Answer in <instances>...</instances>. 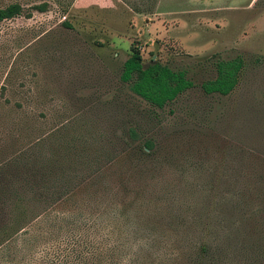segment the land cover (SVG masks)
Here are the masks:
<instances>
[{"label":"rangeland","instance_id":"374dc122","mask_svg":"<svg viewBox=\"0 0 264 264\" xmlns=\"http://www.w3.org/2000/svg\"><path fill=\"white\" fill-rule=\"evenodd\" d=\"M15 2L22 13L0 23V209L6 225L25 228L0 264H264V191H234L238 177L264 181V0L0 7ZM133 45L145 65L185 70L196 86L152 106L121 80ZM237 56L245 68L235 91L207 94L218 60ZM90 191L154 192L145 208H175L188 220L202 211L204 234L167 236L147 250L134 236L104 244L92 231L99 255L78 257L86 225L139 223L91 206ZM105 245L120 252L108 256Z\"/></svg>","mask_w":264,"mask_h":264},{"label":"trees","instance_id":"16d2710c","mask_svg":"<svg viewBox=\"0 0 264 264\" xmlns=\"http://www.w3.org/2000/svg\"><path fill=\"white\" fill-rule=\"evenodd\" d=\"M22 10L23 6L18 2L0 7V23L6 19H12L20 15ZM131 49L132 53L123 64L121 80L129 84L133 93L152 106L163 109L180 95L196 86V83L188 77L185 70H175L160 61H154L149 65H145L143 54L139 47L133 45ZM216 67L217 76L214 79L203 82V90L207 94H220L224 96L231 94L240 82L245 68L244 58L237 56L231 59H220ZM131 137L137 141L139 134L132 129ZM145 148L150 153H153L156 151V143L153 140H148L145 142ZM252 184H256V187L258 185L257 190L264 191L263 180L255 179L254 181L253 179H243L241 177L234 180V191H252ZM161 191L167 190L162 189ZM152 194H147V191H90L89 195L93 197L90 200L91 206H104V212L108 213V216L110 215L113 219L127 218V215L133 213L138 218L139 223L114 222L100 228L99 224L93 222L95 218H98V213H91L90 216L93 223L85 226L87 232L79 234L81 238L85 237L87 239V242H85L88 250H82V252L80 250L77 252V256L83 257L89 255L93 257L94 255H99V247L96 244L99 241L97 236H100V234L96 233L95 237H93L94 233L92 231H101L103 233L101 236H103L102 243L104 244L105 241L114 239L118 245L124 234L129 237L134 236L139 240V246L147 250L157 247V244L165 246L164 243H168L167 236H174L186 243V240H189L188 237H195L192 240L194 241L201 234H204V229L198 223L203 218L202 211H194L192 216L188 217L190 219L188 220L183 213L175 211V208L162 207L157 210L145 208L152 203ZM129 199L130 201L127 203ZM128 204L134 205L128 206ZM18 206L19 204L16 205V207ZM4 214L0 209V251L8 252L12 250L14 244H17L19 240L18 233L25 227H18L17 224L6 225L3 221ZM185 219L188 221L186 222ZM175 220L185 221L176 224L171 223ZM29 233V231H24V234ZM118 233H120L119 236ZM111 246L105 245L104 253L115 257L120 252V249L118 246ZM140 247L139 249L141 250ZM177 250L179 256L181 249ZM167 254V249H163V255L166 256Z\"/></svg>","mask_w":264,"mask_h":264}]
</instances>
